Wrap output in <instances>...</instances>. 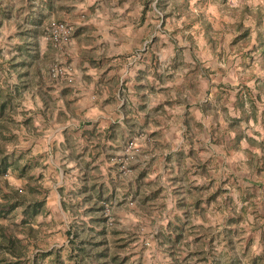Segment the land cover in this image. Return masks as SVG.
<instances>
[{"label":"crops","instance_id":"obj_1","mask_svg":"<svg viewBox=\"0 0 264 264\" xmlns=\"http://www.w3.org/2000/svg\"><path fill=\"white\" fill-rule=\"evenodd\" d=\"M233 1L236 3L232 6L240 9L245 5L252 12L264 6V0ZM33 2L43 18L67 23L73 29L64 59L71 68L72 80H54L55 84L46 85L47 95H27L23 104L24 121H27L24 127L32 134H42L36 140L40 145H34L31 151H44L47 154L44 163L55 162L61 166H57L61 187L52 198H45V210L61 208L71 214L69 225L75 223L80 227L78 237L70 241L71 237L66 235L69 225L66 226L64 247L70 263L113 264L110 259L115 257L124 264V247L128 246V231L124 228L125 199L134 196L140 208L146 210L147 205L158 201H166L167 205V194L176 197L175 201L171 200L176 210L174 220L158 226V236L151 237L163 251L167 246L161 245V233L168 225H183L186 239L178 248L181 258L188 254L187 248L206 250L212 236L218 235L221 241L227 231L232 233L238 256L247 247L241 264H252L255 257L264 258V187L259 184L264 182V95L259 94L257 100L255 89V85L264 84V68L255 62L249 68L251 102L244 98V108H235L237 97L243 99L242 95L236 97L240 86L234 88L226 108L223 96L215 95L219 83L223 84L222 79L216 78L217 86L209 94L203 87L207 81L201 75L196 79L201 90L194 98L191 85L186 89L187 68L207 69L210 62L202 52L217 51L202 39L200 43L190 42L187 36L192 35L191 29L181 30L178 25L176 29L162 30L146 23L136 28L135 20L139 18L134 17L124 23V0ZM206 12L216 18L223 17V21L226 17L218 13L215 5ZM246 19L253 23L251 16ZM254 28H251L253 36ZM178 34L185 36V43H177ZM251 46L245 51L252 50ZM50 51L55 52L52 48ZM242 113L248 116L247 123L243 124L247 130L240 129L241 123L239 131L248 142H240L239 148L228 156L231 164L226 165L225 140L232 141L235 137L227 129L228 120L238 119ZM225 129L231 133L230 139L223 136ZM141 132L148 141L141 143L139 157L146 161L142 164L146 165L145 176L135 181L137 188L130 187L127 191L124 176L112 160L121 155L127 140ZM71 164L73 169L68 172L66 168ZM226 173L245 181L243 189L237 185V197H245L248 190L255 192H249V203L234 202L232 212L236 215L228 219L218 197L213 204L203 199L210 195L209 189L212 191L214 185L212 192L219 190ZM71 179L73 182L69 183ZM164 183L170 191L167 192L168 186ZM246 183L251 187L247 191ZM153 193L157 194L155 199L140 203ZM259 196H263L261 205L255 203ZM99 203L109 207L114 221L104 236L98 234L100 226L87 215ZM170 229L166 234L172 237ZM222 244L217 246L218 252L226 251ZM49 250L46 253L50 255L45 257L54 256L56 262L63 264L65 257L61 252L52 247ZM104 250L106 255L102 253ZM165 253L169 263V253Z\"/></svg>","mask_w":264,"mask_h":264},{"label":"rangeland","instance_id":"obj_2","mask_svg":"<svg viewBox=\"0 0 264 264\" xmlns=\"http://www.w3.org/2000/svg\"><path fill=\"white\" fill-rule=\"evenodd\" d=\"M6 1L10 3L14 10L11 18H9L8 20L5 19L3 21V24L0 26V52H2L6 59H9L13 55H18L16 46L24 43L23 37L25 36H23V34L26 33V30L28 29L29 19L27 17L29 9L28 0ZM146 1L148 2V7L144 14V19H142V12L144 10V3ZM221 1L222 0H189L187 8L177 9L178 7L174 6L175 3L177 2L182 5V0H159V8L156 7L157 0H124V23L127 22V19L130 20V18L134 17L136 19L139 18L138 21L135 20L136 22L134 26H136V28L140 27L144 23L149 24L150 27H158L162 30L176 29L178 28V25H181V27L178 29L184 30V28H186L189 31L191 29V31L193 32L192 35L189 34V37L187 36V39L190 40V42H195L196 44L200 43L202 39L203 42L206 43L205 45H208L210 42L207 41L206 35L208 34L206 33L205 26L201 27L200 23L195 22L192 25L185 27L184 25L186 24V22H188V18L186 16H182L184 14V10L182 9H189L188 11H190L191 13L202 12L206 16V19H208L206 21H209L212 25L211 31L215 32L212 33V40L214 42L210 44L217 51H209L208 53L202 52V54H204V56L208 58L207 61L210 62V66L207 69L205 67L200 68L197 66H194L192 69L187 68L188 71L186 74L188 77L186 80V89L188 90L189 86L191 85V94L193 93L194 98L195 95L201 90V84L196 81L198 75H201L205 78V81H207V83L205 84V86L203 85V87L206 88V91L209 94L213 91L212 88H215L217 86V79H222L223 84L222 82L219 83V85L217 86L218 90L217 92H215V95L216 93H218V95L221 94L223 96V103L227 108V104L230 102V98L232 99L234 95V88L238 89L240 86H247V84L248 86L250 85L248 83L249 79L247 78L249 77V68H251L254 62L257 66H261L260 64L262 62V57L257 56L256 54L253 57H242L237 52L242 47L241 43H243V41L232 44L231 42L233 40V36L228 32V30H226L225 24L237 21L238 18L234 17L236 15L233 14L231 9H238V7L232 6L234 5L233 3H236V1L224 0L223 3ZM212 4L217 7V11L221 16L226 15V17H224V21L223 17L216 18L206 12L209 7L214 6ZM225 18H227V20H225ZM244 23L246 25H250L251 27L255 26V24L249 23L248 19ZM201 31L203 32V35H201ZM247 38L250 42L248 46H250L251 44H253L254 39L253 37ZM184 39V35L178 34L175 40L177 41V43H185L186 41ZM27 41L29 43H33L35 40L32 41L31 39H27ZM36 41L38 44L37 50H33L31 54H29V57L26 58L28 64L24 69L20 70L21 73H25V76L23 77L24 83L22 97L19 107L17 108V115L14 117L15 121L19 125V127L14 130L17 139L12 143L6 144L5 149L10 156V160L13 158L15 159L17 157H21L19 161V167L27 166L29 168L27 175L33 178L34 181L36 180V182L34 183L41 187V189L47 196L46 198H52V194L55 193V190H58L61 187L57 177V166H61L56 164L55 162H53V164L44 163L46 161V152L40 151L37 153L35 151H31V148L34 145H40L36 142V140H40L42 134L40 132L32 134L22 124L26 119V114L24 112L25 107L23 106V104L25 102V99L27 98V95L33 93H37L39 95H47L45 90H48L49 87L46 85L55 84V81L49 75V67L54 62L57 54L50 51L51 48L49 46V42L47 41L45 32L44 34H40ZM247 48L248 47L244 48L243 51H245V49ZM4 67H6L7 69V66ZM10 73L12 74V78L10 79V81L16 83V74H14L12 71H10ZM216 74H218L219 76H217ZM220 76L221 78H218ZM51 106H53V104H51ZM230 112L232 113V111ZM243 124L244 123H242V125ZM242 127L245 128V126L243 125L240 127V129ZM245 130H247V128H245L244 131ZM224 131L225 133H223V136H225L226 139H230L231 133H229L226 129ZM221 133L222 132L219 131V136L221 135ZM247 133L249 132L247 131ZM142 134L146 135L145 133ZM218 140L220 139L218 138ZM127 142L128 140L126 141V143ZM143 142L148 143L147 137L145 140H140V142L138 143L140 151L135 156L133 161H130L126 165L128 171L123 174L121 173V175L124 176V190L127 189L128 191L130 187L137 188L138 186L135 182L136 178L138 177V174L140 172L145 171L143 167L146 165L142 164L146 161L139 158L141 156V143ZM226 142L228 141L225 140V144ZM126 143L124 144V147ZM232 152L233 151L226 149L225 147L227 163L226 165L231 164V159L228 156ZM54 156L55 152L53 151V160H55ZM112 161L113 163H115L114 158ZM72 165L73 164H71V166L68 165V167L66 168L68 172L72 171ZM137 168H139V170L136 172L135 169ZM18 173V170H16V172L13 174L9 173L7 174L5 179L10 187L18 189L23 194L24 185L27 183V179L18 178ZM68 182H73V180H68ZM238 184L240 186V189H243L242 187L245 184V181L242 182V180H237L232 176V174L227 173L225 175V181L222 183V185L219 184V189L223 187V193L218 196V203L225 208L226 219L236 215L234 212H232V206L235 204L234 202H236V204H241L245 201L249 203V200H244V198L250 195L249 192H252V190L247 191V189L251 187L248 185V183H246V186L244 187V189H246L245 191H247L245 192L246 196L237 197L236 191L238 188ZM259 184L261 187H264L263 181H261V183ZM163 185L166 187L168 186L167 192L171 190L167 183H164ZM31 186H33V184ZM260 186L257 188V190L260 189ZM214 188L215 185L212 187V191H215ZM9 191L10 190L0 181V202L4 201L3 195L8 194ZM212 191L209 189L210 194L213 193ZM208 196L203 197V199H206ZM28 197L30 198V196ZM167 198V205H165L166 201H158V203L147 205L146 210L140 208V206L138 205L139 201L133 200L132 197L125 199L124 202H126V205L124 206V228H126L129 233H127L126 239V244H128V246L124 247V257H128V261L126 264L167 263V253H165V251H163L159 247V245H157L156 242L151 238L156 237L158 226H162L164 223L168 222V220H174L173 216L176 214V210L174 211L173 203L171 200L175 201L176 197L175 195L170 196L167 194L166 199ZM262 198L263 196L257 197V199H255V203H260L261 205ZM213 203H217V201L214 200L212 204ZM175 204H177V202ZM22 219L23 218L20 215V210H16L7 218L0 217V225L6 227V235L12 236L22 241V245L26 247L25 255L22 256L20 260H18L20 264H61L55 261L54 256L43 257V255L47 251H50L49 249H51V247L55 251L59 250V252H61V255L65 257V260H63V264H71L70 261L66 258L67 247H64V234L66 231V226H68L70 221H72L70 213L61 211V208H58L56 210L54 208H51L49 211H47L46 214L40 215L36 218L35 222L32 221L30 223L32 229L34 230L33 237L32 233L30 236L28 233H24L21 230L23 228L21 226V223L23 221ZM152 253H155V255L153 256Z\"/></svg>","mask_w":264,"mask_h":264},{"label":"trees","instance_id":"obj_3","mask_svg":"<svg viewBox=\"0 0 264 264\" xmlns=\"http://www.w3.org/2000/svg\"><path fill=\"white\" fill-rule=\"evenodd\" d=\"M158 2L159 0H157L156 7L159 8L160 6ZM176 3L174 6H177V9L187 8L189 0H182V5ZM144 5L145 6L141 17L142 19H144V14L148 7V2L146 1ZM35 8L36 5L34 4L33 0H28V29L26 30V33L23 34V36H25L23 37L24 43L16 46L18 55H13L9 59H6L2 52H0V181L10 190L8 194L3 195L4 201L0 202V217L7 218L16 210H20V215L23 218V221L21 223V226L23 228L21 230L24 233H28L30 236L32 233V237L34 234V230L32 229L30 223L32 221L35 222L36 218L40 215H44L47 213V211L45 210L46 194L39 185H36V183H34L36 182V180L34 181L33 178L27 175L29 168L27 166L19 167V161L21 157H17L15 159L13 158L10 160V156L5 149V145L14 142L17 139L14 130L18 128L19 125L15 121L14 117L17 115V108L19 107L22 97L24 83L23 77L25 76V73H21L20 70L24 69L28 64L26 58L29 57V54H31L33 50H37L38 44L36 40L40 36V34H44L45 32V28L42 26V21L46 19L43 18L41 14L37 13ZM13 10V7L8 1L0 0V26L3 24V21L5 19L8 20L9 18H11ZM182 10H184V14L182 13V16H186L188 18V22H186L184 26H190L195 22L200 23L201 27L205 26L206 28V33L208 34L206 35L207 41L213 43L214 41L212 40V33L214 31H211L212 25L209 21H206L208 20L206 19V16L202 12L191 13L190 11H188L189 9ZM231 10L233 14L236 15L234 17L238 18L235 22L225 24L226 30H228V32L233 36V40L231 43L236 44L243 41V43H241L242 47L237 52L242 57H253L255 54L257 56H261V66L262 68H264V6L259 7L254 12H252L249 7L245 5H242L240 9L233 8ZM188 16L191 18H189ZM248 16H251V20L253 21V24H255V36L251 34L252 27L244 23L247 20L246 18H248ZM247 37H253L254 39V42L252 44L253 47L251 50L252 52L243 51V49L248 47L250 43ZM27 39L35 41L33 43H29ZM4 66H7V69ZM10 71L16 74V83L10 81V79L12 78V74L10 73ZM255 89L257 90L256 99L259 100V94L264 95V84L255 85ZM251 93L252 91L250 90L249 86H241L240 90L236 93V97L237 95H242L241 98L243 99L240 100L239 97H237L235 108H244V98L247 100L246 102H251L249 101V95H251ZM247 121L248 116L244 113H242L238 119L230 118L228 120L227 129L231 130L235 134V137L232 141L226 142V149L232 151L237 150L242 140L247 141L243 133L239 131L240 124L247 123ZM26 122L27 121H23L22 124L25 125ZM16 170H18L19 172L17 176L18 178L27 179V183L24 185L23 194L18 189L10 187L5 179L7 174H13L16 172ZM144 176L145 171L140 172L138 174V177L136 178V181L138 182L139 180L144 178ZM32 184L33 186H31ZM221 193H223V191L219 189L215 193L210 194L205 200L208 203L213 202L218 196H220ZM156 195V193H153L151 197H146L140 203L143 204L144 201L146 202L149 199H155ZM28 196H30V198ZM248 198L249 197H245L244 200ZM132 199L134 200V196L132 197ZM198 202L199 201H197L196 204H198ZM105 205V203H99V205L97 204L93 207L90 213H87V215L93 217V222L96 223L97 226H100V231L98 234L103 236L106 234L107 229L113 226L114 222L113 221L111 225H109L108 217L105 215ZM169 227L170 225L167 226L164 233H161V245L167 246V248H165V252L169 253L168 256L170 258V262L166 264H190V262L192 261H194V264H241L242 258L246 256L247 247H245L244 252L240 253V256H238L236 252V243H234L231 236L232 233L231 231H227L226 233H223L221 241L218 239V235L216 237L212 236L207 243L206 250H201L200 248L193 251L187 248L188 254L181 258V253H178L181 252V250L178 248L186 239L184 227L183 225L182 227L172 226L170 227L171 229ZM169 229L173 234L172 237L169 234H166L170 232ZM86 230L88 231L89 229ZM79 231L80 227H78L75 223H72L68 226L66 235L68 236V238L71 237V239L69 240L72 241L76 237H78ZM215 240H217L216 243H214ZM221 242H223L222 246L226 250L224 252H218L217 250V246L220 245ZM199 246L201 247L202 245L199 244ZM81 249H79V251ZM25 250L26 247L22 245V241L12 236L6 235V227L0 225V264H20L18 260H20L22 256L25 255ZM102 253L106 255L105 250ZM48 255H50V253H45L43 257ZM110 261L113 264L123 263V261L119 262L115 257H112ZM127 261L128 257H124V264H126ZM257 262H264V258H253L252 264H256Z\"/></svg>","mask_w":264,"mask_h":264},{"label":"built area","instance_id":"obj_4","mask_svg":"<svg viewBox=\"0 0 264 264\" xmlns=\"http://www.w3.org/2000/svg\"><path fill=\"white\" fill-rule=\"evenodd\" d=\"M42 26L45 28L47 41L51 48L57 54L52 65L49 67V75L53 80H67L71 81V68L64 62L67 57L68 45L71 41L72 27L64 22H56L54 20H43ZM146 136L142 133L136 134L134 137L128 140L123 153L114 158L115 164L119 167L120 173H126L127 164L132 161L139 153L138 143L140 140H145ZM105 215L108 217V223L111 225L113 217L110 209L105 205Z\"/></svg>","mask_w":264,"mask_h":264}]
</instances>
